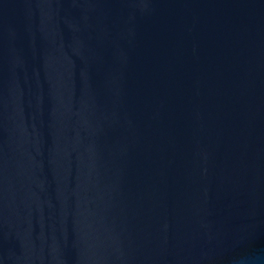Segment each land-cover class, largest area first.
Instances as JSON below:
<instances>
[{
	"label": "water",
	"instance_id": "obj_1",
	"mask_svg": "<svg viewBox=\"0 0 264 264\" xmlns=\"http://www.w3.org/2000/svg\"><path fill=\"white\" fill-rule=\"evenodd\" d=\"M0 264H264V0H0Z\"/></svg>",
	"mask_w": 264,
	"mask_h": 264
}]
</instances>
